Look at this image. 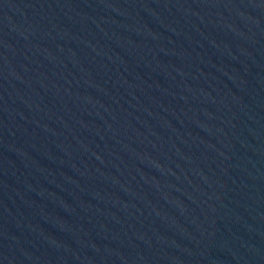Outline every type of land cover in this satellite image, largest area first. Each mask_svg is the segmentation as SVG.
Wrapping results in <instances>:
<instances>
[{
  "label": "water",
  "instance_id": "water-1",
  "mask_svg": "<svg viewBox=\"0 0 264 264\" xmlns=\"http://www.w3.org/2000/svg\"><path fill=\"white\" fill-rule=\"evenodd\" d=\"M0 264H264V0H0Z\"/></svg>",
  "mask_w": 264,
  "mask_h": 264
}]
</instances>
